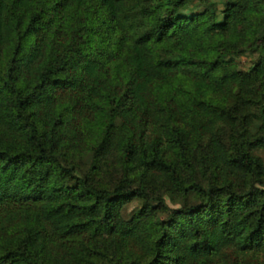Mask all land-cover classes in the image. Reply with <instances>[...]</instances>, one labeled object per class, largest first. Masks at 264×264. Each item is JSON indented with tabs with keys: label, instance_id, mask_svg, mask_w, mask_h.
I'll return each instance as SVG.
<instances>
[{
	"label": "trees",
	"instance_id": "16d2710c",
	"mask_svg": "<svg viewBox=\"0 0 264 264\" xmlns=\"http://www.w3.org/2000/svg\"><path fill=\"white\" fill-rule=\"evenodd\" d=\"M212 2L0 0V264H264V0Z\"/></svg>",
	"mask_w": 264,
	"mask_h": 264
},
{
	"label": "rangeland",
	"instance_id": "374dc122",
	"mask_svg": "<svg viewBox=\"0 0 264 264\" xmlns=\"http://www.w3.org/2000/svg\"><path fill=\"white\" fill-rule=\"evenodd\" d=\"M216 7L217 10L219 12V10H221L225 5L228 4V0H213L212 2ZM237 65L238 68H247L249 65V59L246 56H240L237 58ZM262 155H264V153H261ZM138 205L137 201L131 202L130 204H128L127 208H126V212H129L132 208H134L135 206Z\"/></svg>",
	"mask_w": 264,
	"mask_h": 264
}]
</instances>
